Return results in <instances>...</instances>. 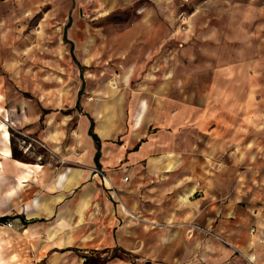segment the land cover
Returning a JSON list of instances; mask_svg holds the SVG:
<instances>
[{
  "label": "crops",
  "instance_id": "1",
  "mask_svg": "<svg viewBox=\"0 0 264 264\" xmlns=\"http://www.w3.org/2000/svg\"><path fill=\"white\" fill-rule=\"evenodd\" d=\"M205 2L169 72L141 21L68 99L0 75V264H264V0Z\"/></svg>",
  "mask_w": 264,
  "mask_h": 264
},
{
  "label": "rangeland",
  "instance_id": "2",
  "mask_svg": "<svg viewBox=\"0 0 264 264\" xmlns=\"http://www.w3.org/2000/svg\"><path fill=\"white\" fill-rule=\"evenodd\" d=\"M205 1L137 0L115 9V0H0V75L23 99L35 101V89L48 84L68 99L81 86L97 87L114 71L124 70L115 64V56L121 57L115 41L141 21L157 29L152 34L147 68L169 72L177 59L197 51L190 42L181 41L180 35L186 31L191 13ZM161 26L168 32L159 33ZM132 42L127 46V58ZM13 151L15 156L30 159L16 151L14 143ZM38 156L40 161L47 160L45 150L36 147L31 159Z\"/></svg>",
  "mask_w": 264,
  "mask_h": 264
},
{
  "label": "built area",
  "instance_id": "3",
  "mask_svg": "<svg viewBox=\"0 0 264 264\" xmlns=\"http://www.w3.org/2000/svg\"><path fill=\"white\" fill-rule=\"evenodd\" d=\"M94 173L97 174L98 176H100L101 178H104V175L99 171V170H94ZM126 180V179H124ZM4 227L10 229L11 228V224L9 222H4L3 223Z\"/></svg>",
  "mask_w": 264,
  "mask_h": 264
},
{
  "label": "trees",
  "instance_id": "4",
  "mask_svg": "<svg viewBox=\"0 0 264 264\" xmlns=\"http://www.w3.org/2000/svg\"><path fill=\"white\" fill-rule=\"evenodd\" d=\"M90 135H91V137L93 138V140L95 141V142H97V139L90 133ZM98 159V154H96V156H95V160H97ZM5 219L6 218H0V224H2L3 223V221H5Z\"/></svg>",
  "mask_w": 264,
  "mask_h": 264
}]
</instances>
